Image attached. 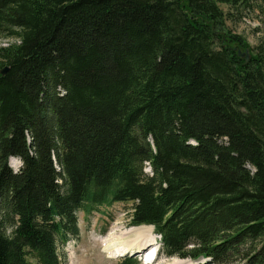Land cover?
I'll use <instances>...</instances> for the list:
<instances>
[{"label":"trees","instance_id":"16d2710c","mask_svg":"<svg viewBox=\"0 0 264 264\" xmlns=\"http://www.w3.org/2000/svg\"><path fill=\"white\" fill-rule=\"evenodd\" d=\"M221 5L264 0H0V264H60L115 202L169 256L264 260V37L247 60Z\"/></svg>","mask_w":264,"mask_h":264},{"label":"rangeland","instance_id":"374dc122","mask_svg":"<svg viewBox=\"0 0 264 264\" xmlns=\"http://www.w3.org/2000/svg\"><path fill=\"white\" fill-rule=\"evenodd\" d=\"M221 7L224 10H229L228 27L234 33L244 36L250 45V48L246 50H249L251 54L255 52L256 46L260 44L261 39L264 37V9L255 8L250 10L229 5H221ZM13 42H18V40L0 37V46L2 47ZM12 164L18 170L22 166V160H14ZM146 166V172L151 174L152 169L149 165ZM132 213V202H116L110 206L102 205L93 209L91 213H85L80 210L78 212L79 235L71 237L66 244H59L61 264H103L94 257L92 259L88 257L90 253H93V251L90 252L93 243L95 240L102 241L111 236L117 237L118 235L120 237L118 241L120 242L123 237L122 234L132 228ZM156 239L158 241L156 246L160 245L161 248L156 254H151L150 260L152 261L155 258V261L148 264H264V260L261 259V254H259L263 238L248 240L237 246L234 250L226 248L218 260L205 255H201L198 258L168 256L159 240L160 238L157 237ZM147 248L142 247L143 252ZM137 254L133 251L130 255L136 256ZM122 256L125 255L117 254L115 257L109 258L104 254L103 258L107 261L105 264H119ZM29 260L31 264H36L32 258H29Z\"/></svg>","mask_w":264,"mask_h":264},{"label":"bare ground","instance_id":"6f19581e","mask_svg":"<svg viewBox=\"0 0 264 264\" xmlns=\"http://www.w3.org/2000/svg\"><path fill=\"white\" fill-rule=\"evenodd\" d=\"M122 235L123 237L120 242L118 241L120 240L119 235L117 237L111 236L108 239L102 241L95 240L90 249V252L93 251V253H90L88 257H90V259L94 257L95 259L99 260V262L105 264L107 261L103 258L104 254L110 258L115 257L117 254L123 255L133 251L135 253H140L143 251L142 247H148V249L145 250V252L149 251L146 255L148 256L146 262H153L150 260V256L152 254V247L155 245V239L157 238V235L153 232L152 226H132V228Z\"/></svg>","mask_w":264,"mask_h":264},{"label":"water","instance_id":"95a60500","mask_svg":"<svg viewBox=\"0 0 264 264\" xmlns=\"http://www.w3.org/2000/svg\"><path fill=\"white\" fill-rule=\"evenodd\" d=\"M237 48H238V47H236V49H237ZM239 52L242 53V56H246L247 60L250 59V52H249V50H246L245 52H242V50L240 49ZM7 70H8V67H5L1 72H2V73H6Z\"/></svg>","mask_w":264,"mask_h":264}]
</instances>
